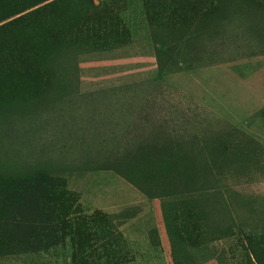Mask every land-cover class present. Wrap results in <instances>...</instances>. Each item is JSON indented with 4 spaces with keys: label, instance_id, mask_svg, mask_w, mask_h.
<instances>
[{
    "label": "rangeland",
    "instance_id": "374dc122",
    "mask_svg": "<svg viewBox=\"0 0 264 264\" xmlns=\"http://www.w3.org/2000/svg\"><path fill=\"white\" fill-rule=\"evenodd\" d=\"M90 1L0 32V264H264V0Z\"/></svg>",
    "mask_w": 264,
    "mask_h": 264
},
{
    "label": "trees",
    "instance_id": "16d2710c",
    "mask_svg": "<svg viewBox=\"0 0 264 264\" xmlns=\"http://www.w3.org/2000/svg\"><path fill=\"white\" fill-rule=\"evenodd\" d=\"M49 0H0V32L3 29H8L13 27L19 22V19H24L22 16L25 17L27 15V18L30 17V15H35L42 9H45L48 5H50ZM89 2H91L89 0ZM17 69H20L19 66H17ZM30 190V192H29ZM32 190L33 194H32ZM29 192V193H28ZM40 190L38 187H33L31 184L30 187H27L25 190L26 193V201L21 204V208H23V211L26 213L28 219L32 217L33 214H37V212H41L38 215H42V211L47 206V203H41L36 201V196H38ZM19 192H13L9 194L8 199V207L7 210L5 209L4 214L1 215L2 221L4 223L12 224L14 221V215L13 210L15 208V204H17L14 200L15 197L19 196ZM2 201L0 200V205ZM6 212V213H5ZM32 212V213H31ZM32 214V215H31ZM43 219V218H42ZM50 219V216L46 217V222Z\"/></svg>",
    "mask_w": 264,
    "mask_h": 264
},
{
    "label": "crops",
    "instance_id": "0c3cea01",
    "mask_svg": "<svg viewBox=\"0 0 264 264\" xmlns=\"http://www.w3.org/2000/svg\"><path fill=\"white\" fill-rule=\"evenodd\" d=\"M20 256V262L22 264H24L25 262L27 264H39L43 263V261L51 260L49 259L51 256H49L46 252H43V250L25 253L24 255ZM51 262H56V260H52Z\"/></svg>",
    "mask_w": 264,
    "mask_h": 264
}]
</instances>
